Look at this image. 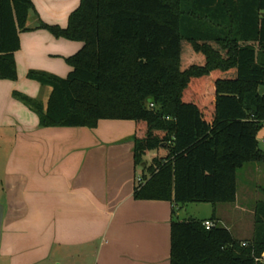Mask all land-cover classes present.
I'll return each instance as SVG.
<instances>
[{
    "label": "trees",
    "instance_id": "obj_1",
    "mask_svg": "<svg viewBox=\"0 0 264 264\" xmlns=\"http://www.w3.org/2000/svg\"><path fill=\"white\" fill-rule=\"evenodd\" d=\"M32 0H0V80L16 81L14 55ZM264 0H80L67 26L39 29L82 48L65 78L29 70L49 87L46 104L12 96L40 128L95 129L100 120L133 121L134 167L144 163L133 198L171 203L170 264H264V202L254 208L251 240L237 241L212 215L176 218L188 203L230 204L237 171L264 163Z\"/></svg>",
    "mask_w": 264,
    "mask_h": 264
},
{
    "label": "crops",
    "instance_id": "obj_2",
    "mask_svg": "<svg viewBox=\"0 0 264 264\" xmlns=\"http://www.w3.org/2000/svg\"><path fill=\"white\" fill-rule=\"evenodd\" d=\"M32 3L31 30L19 34L14 55L17 79L29 70L65 78L71 71L65 59L83 44L38 25L65 28L80 0ZM3 88L6 99L21 90ZM49 94L50 88L44 104ZM79 129L40 128L38 122L32 129V171L6 185L0 251L12 264H170L171 203L133 198L135 123L100 120L94 133Z\"/></svg>",
    "mask_w": 264,
    "mask_h": 264
},
{
    "label": "rangeland",
    "instance_id": "obj_3",
    "mask_svg": "<svg viewBox=\"0 0 264 264\" xmlns=\"http://www.w3.org/2000/svg\"><path fill=\"white\" fill-rule=\"evenodd\" d=\"M10 84L18 86L21 89L20 93L43 103L46 91L49 90L48 87H42L26 77L16 81L0 80V203L6 200V185H17L16 179L21 177L26 180L32 171L29 165L31 149L27 142L38 122L37 115L15 99L12 96L13 92L6 99L3 87ZM58 129H74V133L82 131L79 128L58 127ZM93 131L88 130L89 133H94ZM262 135L264 136V123L258 133L261 138ZM258 136L259 148L264 150V144ZM155 155L154 151L147 152L143 157V163L149 166ZM142 171V166L136 168L135 180L140 178ZM236 186L235 202L215 206L202 203L179 205L176 207V218L206 220L214 215L220 225L231 232L235 240L241 242L251 240L254 234L255 205L264 202V163H250L238 169ZM0 264H12L10 258L4 256L3 250L0 251ZM38 264H48V262Z\"/></svg>",
    "mask_w": 264,
    "mask_h": 264
},
{
    "label": "water",
    "instance_id": "obj_4",
    "mask_svg": "<svg viewBox=\"0 0 264 264\" xmlns=\"http://www.w3.org/2000/svg\"><path fill=\"white\" fill-rule=\"evenodd\" d=\"M262 17H264V14H262ZM259 95L261 96L264 95V87H260ZM141 166H144V163H142ZM3 218H4V205L0 203V244H1V236H2Z\"/></svg>",
    "mask_w": 264,
    "mask_h": 264
},
{
    "label": "built area",
    "instance_id": "obj_5",
    "mask_svg": "<svg viewBox=\"0 0 264 264\" xmlns=\"http://www.w3.org/2000/svg\"><path fill=\"white\" fill-rule=\"evenodd\" d=\"M262 144H264V140L262 141ZM204 227L206 229H210L211 227H213V223L209 220H206L204 223H203ZM255 262H260V263H264V254L259 257V258H255Z\"/></svg>",
    "mask_w": 264,
    "mask_h": 264
}]
</instances>
